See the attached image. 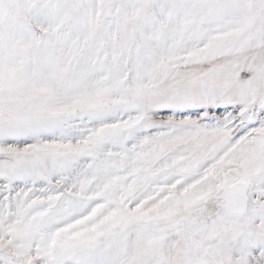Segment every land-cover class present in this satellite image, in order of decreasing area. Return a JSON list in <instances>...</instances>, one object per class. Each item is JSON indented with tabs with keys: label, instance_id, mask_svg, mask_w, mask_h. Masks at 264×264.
Listing matches in <instances>:
<instances>
[{
	"label": "snow or ice",
	"instance_id": "obj_1",
	"mask_svg": "<svg viewBox=\"0 0 264 264\" xmlns=\"http://www.w3.org/2000/svg\"><path fill=\"white\" fill-rule=\"evenodd\" d=\"M0 264H264V0H0Z\"/></svg>",
	"mask_w": 264,
	"mask_h": 264
}]
</instances>
